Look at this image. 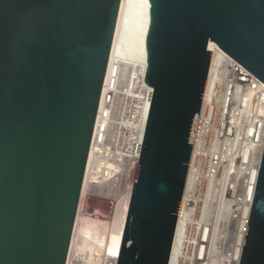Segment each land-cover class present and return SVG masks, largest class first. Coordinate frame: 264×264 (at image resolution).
<instances>
[{
    "label": "water",
    "instance_id": "95a60500",
    "mask_svg": "<svg viewBox=\"0 0 264 264\" xmlns=\"http://www.w3.org/2000/svg\"><path fill=\"white\" fill-rule=\"evenodd\" d=\"M121 0H0V264H65ZM150 105L116 264H168L214 42L264 83V0H148ZM237 264H264V149Z\"/></svg>",
    "mask_w": 264,
    "mask_h": 264
},
{
    "label": "bare ground",
    "instance_id": "6f19581e",
    "mask_svg": "<svg viewBox=\"0 0 264 264\" xmlns=\"http://www.w3.org/2000/svg\"><path fill=\"white\" fill-rule=\"evenodd\" d=\"M149 21V3L148 0H121L119 5V11L117 15V21L115 25V31L111 44V50L109 54L106 75L103 85V93L108 91L112 98H121L122 103L126 100L135 102L134 115L129 124H125L128 127V138L126 139V149L123 152L125 162H131L132 166L128 171L124 168L123 173L120 175H114L115 163L110 160L109 155L113 153L112 147L109 148V143L106 141L107 137L103 139V132L109 133L112 130L106 120L101 121L99 129L102 130L96 137L93 138L92 145L90 147L85 173L83 177V183L81 187L80 198L77 207V213L75 216V222L73 226V232L69 244V252L67 260L71 258V253L74 250L76 254H86L88 250L98 255L103 264H115L118 256L119 247L122 238V232L124 222L120 226L125 199L123 198L126 193L130 195L131 186L134 178L139 146L142 141L144 126L148 114L150 105V93L151 88L144 83V74L146 68L145 59V47L144 39ZM208 49L211 52V67L209 78L206 84L205 90V103L209 98V90H213V100L215 93L225 88V91H229L232 85L229 78L225 75L227 70L225 69L226 53L221 50L214 42H209ZM238 86H235L233 91L234 97L239 99ZM250 92H245L242 100L250 97ZM111 98V97H110ZM101 108V103H100ZM209 111V110H208ZM206 111L207 116L202 118L200 128L198 130V136L196 137L193 154L191 157V164L186 176V183L184 185V193L181 202V208L175 228L173 237V243L168 260V264H208V255H205V248L209 246L210 228L213 231V243L217 239V231L220 222V214L225 205V200L230 191L229 173L236 168L235 164L225 165L221 174L214 175L215 171L223 165L218 156L213 160V193L210 192V188H207L206 195L200 199L196 195V186L199 182L200 174L197 172V165L202 151L201 144V131L207 127L208 123L212 122L211 113ZM105 113H107L105 111ZM261 119V118H260ZM260 125L255 130V136L257 139L261 138V131L263 128V119L260 120ZM117 126V124H116ZM123 126L118 127V133L113 134L114 141H120V133ZM209 129V128H208ZM213 131V130H212ZM109 139V138H108ZM215 142H212V151L215 155ZM256 154V155H255ZM253 156V166L249 171L248 180L250 183H246L244 187L243 205L236 210V216H232V221L237 223L235 244L233 245V252L229 256V264H237L239 260L241 245L243 241V235L246 228L247 217L249 213L250 201L254 195L253 185L256 180V171L259 161V152ZM126 173V175H124ZM100 177V180L96 178ZM121 177V178H120ZM125 177V190L124 193H120L121 188L114 189L119 179V185L122 183V178ZM251 186V189L249 188ZM121 187V186H120ZM89 190L90 193H104L108 196L117 199L111 207V220L110 228H107V232L100 231L99 225L94 219L84 218L79 216L81 197L85 190ZM114 189V191H113ZM208 196L211 198L208 199ZM213 205V214H211V207ZM230 216V217H231ZM102 226V225H101ZM210 251V249H209ZM73 259L80 262L81 259L78 256L73 255Z\"/></svg>",
    "mask_w": 264,
    "mask_h": 264
},
{
    "label": "built area",
    "instance_id": "2783aa9c",
    "mask_svg": "<svg viewBox=\"0 0 264 264\" xmlns=\"http://www.w3.org/2000/svg\"><path fill=\"white\" fill-rule=\"evenodd\" d=\"M211 61L212 59L210 58L207 81L209 78ZM225 62V69L227 70V74L225 76L229 78V81L232 85L230 86L229 91H225V88L221 87V89H219L215 93L214 100L213 90L211 88L209 90L210 96L207 99V103H205L204 100L206 90L205 86L201 108L194 133L188 171L191 164V157L193 154L196 137L199 133L198 130L200 128L201 122L203 121L202 118H205V116H207L206 111L209 110L208 113H211L210 116L212 122L211 124L209 122L207 127H205L204 130L201 131L200 137L202 139V151L199 163L196 167L197 172L200 174L199 182L197 184L196 195L199 199L202 197V195L205 193L207 182L211 184V187L213 186V160L215 162V159H217L219 156L221 160L220 162L223 165H221L218 170L215 171L214 175H216L217 173L220 175L225 165L232 166L235 164L236 166L235 171L229 173V181L234 182L233 184L232 182H230L231 191L227 195H225L226 201H229L230 203L228 205V212L232 213L235 208H237L238 206V208H240L241 205H243L242 196L244 195V187L246 186L247 181L248 183H250L248 178L250 168L254 164L252 161L253 156L256 151L259 152V161L256 171L257 177L262 152L264 149V83L257 79L247 69H245L242 65H240L227 54L225 56ZM235 86H238L237 94L239 96L237 97H240L239 99L234 97L233 94ZM246 91L250 92L251 95L248 99L242 100L243 95ZM123 102L124 103H122V100L119 97L112 98V95H110L108 91H105L103 93L102 87L90 143L91 147L93 138L96 137L98 133L102 132V130L99 129V124L101 123V121L106 120L112 130L109 133V137L108 133L103 132V139L106 136V141L109 143V148L112 147L113 153L109 155V158L113 161V163H115L114 175H120L121 172L123 173L122 170H124V168L127 169L126 171H128V169H130L132 166L131 162L124 163L125 159L122 155L124 150L126 149V139L128 138L129 132V129L125 126V124H129L132 120V116L134 115L135 102L128 101V103H125L126 100H124ZM105 111L107 113H105ZM260 118L263 119V128L261 131V138L257 139L254 133L256 128L260 125ZM120 126H123L122 131L120 133L121 140L114 141L113 134L120 132L118 129V127ZM212 142H215L216 144L215 155H213L212 151ZM134 156L135 159H138V156L136 154ZM124 175H126V173H124ZM207 178H209V180H207ZM119 183L120 182L118 179L117 185L116 187H114V189L121 188L120 193L123 194L126 183L125 177L122 178L121 185H119ZM250 185H253V188L255 190L256 180L254 184L252 182ZM249 188L251 189V186H249ZM109 199L117 201V199ZM251 202L252 200L250 201V205ZM236 204H238V206H236ZM235 215L236 214H234V216ZM224 222V224L227 225L228 222L231 224L233 221L228 219L224 220ZM72 252L73 253H71V258L69 259V261L66 258L65 264H103L100 257L93 253L91 250H88L87 254L84 255H78L74 250ZM73 255L80 257L81 261L77 262L76 260H74Z\"/></svg>",
    "mask_w": 264,
    "mask_h": 264
},
{
    "label": "rangeland",
    "instance_id": "374dc122",
    "mask_svg": "<svg viewBox=\"0 0 264 264\" xmlns=\"http://www.w3.org/2000/svg\"><path fill=\"white\" fill-rule=\"evenodd\" d=\"M235 171V168L233 169L232 172ZM96 180H100V177L96 178ZM209 180V178H207ZM198 184V183H197ZM210 188V192L212 195L213 193V186L211 187V184L208 182L206 183V189ZM205 189V195L207 193V190ZM197 190V186H196ZM204 194L202 196H204ZM109 198L114 199L111 196H108L104 193H90L89 190H85L83 193V196L81 197V206H80V211H79V216L80 217H86L89 219H94L97 221L96 223L98 224L100 231L102 232H107V228L109 229L110 227V220H111V207L112 204L116 202V200H111ZM211 198V196H208V199ZM229 201L225 200V205L223 206V209L220 214V222H219V227L217 231V239L214 240L213 243V231L210 228L209 232V239L210 243L209 246L212 245V247H206L205 248V255L207 254L208 257V264H229L227 263L229 261V256H231L233 252V245L235 244V235H236V227L237 223L232 222L231 224L228 222V224H224V220L230 219L232 221V216L236 214V210L238 209L235 208L232 213L228 212V205ZM211 207V214H213V205ZM242 207V205H241ZM232 215V216H231ZM231 216V217H230ZM236 216V215H235ZM102 229V230H101ZM210 249V251H209ZM88 252V251H87ZM87 254V253H86ZM82 255V254H81ZM84 255V254H83Z\"/></svg>",
    "mask_w": 264,
    "mask_h": 264
}]
</instances>
